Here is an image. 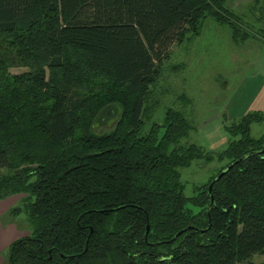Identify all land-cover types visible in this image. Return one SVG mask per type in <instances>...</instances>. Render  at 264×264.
<instances>
[{"label":"trees","instance_id":"trees-1","mask_svg":"<svg viewBox=\"0 0 264 264\" xmlns=\"http://www.w3.org/2000/svg\"><path fill=\"white\" fill-rule=\"evenodd\" d=\"M225 2L0 0V202L23 195L8 214L31 224L7 264L264 258V134L250 137L264 114L224 125L230 141L218 153L180 146L191 127L178 111L147 127L172 45L197 36L207 17L236 43L251 38ZM254 3L263 20L264 0ZM110 104L121 115L99 134L92 122ZM194 161L227 163L187 198L178 169Z\"/></svg>","mask_w":264,"mask_h":264},{"label":"rangeland","instance_id":"rangeland-1","mask_svg":"<svg viewBox=\"0 0 264 264\" xmlns=\"http://www.w3.org/2000/svg\"><path fill=\"white\" fill-rule=\"evenodd\" d=\"M254 5V0H226L224 4L238 19L242 33H250L251 38L236 43L227 25L207 17L197 36H187L180 45L171 46L162 77L152 88L147 104L152 111L147 127L150 123H162L166 110L172 109L191 127L180 146L193 144L214 153L225 149L230 139L224 125L237 124L245 114L257 112L253 104L257 93L264 91V28ZM24 71L22 68L10 70L13 74ZM261 112L264 114V110ZM263 134L264 120L250 126L252 139H259ZM226 163L194 161L191 166L178 169L185 197L194 196L195 189L206 184ZM22 197L12 196L10 206L20 207ZM0 222L12 223L26 236L31 231L24 212L5 213ZM263 259L256 255L252 262L258 264Z\"/></svg>","mask_w":264,"mask_h":264},{"label":"crops","instance_id":"crops-1","mask_svg":"<svg viewBox=\"0 0 264 264\" xmlns=\"http://www.w3.org/2000/svg\"><path fill=\"white\" fill-rule=\"evenodd\" d=\"M262 26L264 28V19L262 21ZM253 105L254 111L264 110V91L261 92L260 95L257 93L256 101H254ZM10 199L11 197L0 202V217L5 213L8 214L9 210L12 208L9 203ZM23 236H26L23 235V231L18 230L12 223L2 224L0 222V264H7L8 257L6 258V252L8 253V248L14 241Z\"/></svg>","mask_w":264,"mask_h":264},{"label":"water","instance_id":"water-1","mask_svg":"<svg viewBox=\"0 0 264 264\" xmlns=\"http://www.w3.org/2000/svg\"><path fill=\"white\" fill-rule=\"evenodd\" d=\"M120 115H121V109L119 108V106H117L115 104L107 105L94 118V120L92 122V128L94 130H96L97 132H100L104 128H112L115 125V123L118 121ZM261 153H264V151L261 152ZM238 161L234 162L233 164L228 165L225 168V170H223L215 178L214 181L219 180L222 177V175H224V173L226 171H228L229 169H231L233 167V165H235L236 163H238ZM212 185H213V182L208 186V192L209 193L211 191ZM210 205H212V201H211ZM147 232H148V227L146 228V233ZM180 234H181V232L178 235H180Z\"/></svg>","mask_w":264,"mask_h":264},{"label":"bare ground","instance_id":"bare-ground-1","mask_svg":"<svg viewBox=\"0 0 264 264\" xmlns=\"http://www.w3.org/2000/svg\"><path fill=\"white\" fill-rule=\"evenodd\" d=\"M211 208V207H210Z\"/></svg>","mask_w":264,"mask_h":264}]
</instances>
